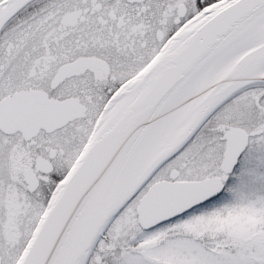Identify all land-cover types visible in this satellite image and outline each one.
Here are the masks:
<instances>
[{
    "label": "snow or ice",
    "instance_id": "6c2138e0",
    "mask_svg": "<svg viewBox=\"0 0 264 264\" xmlns=\"http://www.w3.org/2000/svg\"><path fill=\"white\" fill-rule=\"evenodd\" d=\"M0 264H264V0H0Z\"/></svg>",
    "mask_w": 264,
    "mask_h": 264
}]
</instances>
